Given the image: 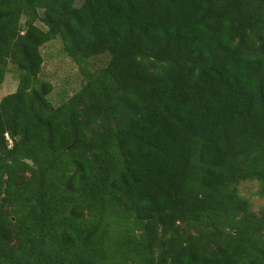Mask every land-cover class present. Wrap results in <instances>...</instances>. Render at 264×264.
<instances>
[{
  "label": "trees",
  "instance_id": "16d2710c",
  "mask_svg": "<svg viewBox=\"0 0 264 264\" xmlns=\"http://www.w3.org/2000/svg\"><path fill=\"white\" fill-rule=\"evenodd\" d=\"M55 39L84 75L57 104ZM9 64L0 264H264V0H0Z\"/></svg>",
  "mask_w": 264,
  "mask_h": 264
},
{
  "label": "rangeland",
  "instance_id": "374dc122",
  "mask_svg": "<svg viewBox=\"0 0 264 264\" xmlns=\"http://www.w3.org/2000/svg\"><path fill=\"white\" fill-rule=\"evenodd\" d=\"M43 26V24L40 23ZM44 55L43 71L41 78L49 80L54 85L50 95L53 103L62 101L63 96H68L80 88L84 75L79 66L62 52V44L59 39L52 40L42 47ZM108 54H101L91 58L87 67L91 70L105 67L109 61ZM4 82L0 86V100L8 93L14 92L19 85L20 73L13 64H9ZM239 191L252 203L254 212H264V196L259 194V182L256 180L242 181Z\"/></svg>",
  "mask_w": 264,
  "mask_h": 264
}]
</instances>
